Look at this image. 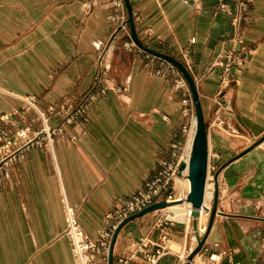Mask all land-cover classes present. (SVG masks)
<instances>
[{
  "label": "crops",
  "instance_id": "obj_1",
  "mask_svg": "<svg viewBox=\"0 0 264 264\" xmlns=\"http://www.w3.org/2000/svg\"><path fill=\"white\" fill-rule=\"evenodd\" d=\"M187 1L130 0L143 45L168 50L194 77L208 125L223 97L220 69L206 72L233 48L235 32L231 17L217 12L216 0H202L198 9ZM249 1L243 35L251 55L233 69L224 127L208 134L215 157L205 202L211 213L216 204L214 219L210 223L207 212L206 228L200 223L197 233L186 212L164 211L177 216L169 229L174 250L158 264H179L177 250L185 264L201 241L192 264L207 262L213 253L220 255L219 264H264V0ZM124 18L129 15L123 0H0V116L23 108L29 97L46 114L87 95L92 104L90 121L72 126L70 137L57 140L51 152L26 147L6 168L0 264H74L64 236L63 198L98 242L107 214L172 158L188 103L181 99L188 93L175 88L173 75H157L168 72L164 60L126 48L133 40L129 26L118 32ZM99 58L106 71L97 86ZM60 121L57 113L49 116L50 126ZM23 124L32 133L41 129L34 110ZM143 237L159 240L152 214L121 230L114 260ZM138 263L146 264L142 258Z\"/></svg>",
  "mask_w": 264,
  "mask_h": 264
},
{
  "label": "built area",
  "instance_id": "obj_2",
  "mask_svg": "<svg viewBox=\"0 0 264 264\" xmlns=\"http://www.w3.org/2000/svg\"><path fill=\"white\" fill-rule=\"evenodd\" d=\"M202 0H188L187 3L193 5L196 9L200 8ZM217 12H221L231 17V25L234 28V36L230 40L233 48L227 51L222 57L215 58L208 68L207 73L213 69H220V83L221 91L219 97L222 100H216L217 109L214 113V118L208 125L207 135L211 129H222L224 127V119L221 114L224 109L232 106V99L224 97L225 91L229 89L232 81V72L234 68L243 67L248 61L251 50L245 46V37L243 30L250 22L249 0H216ZM234 5V8L232 7ZM126 26L123 25L122 29ZM126 48L138 49L133 43H126ZM168 54V50L163 52ZM99 75L96 78L97 86L101 83L102 76L105 74L106 67L102 59L97 60ZM168 72L162 70L157 72L158 76L165 77L166 75H173L177 77L175 88L183 90L186 86L185 80L176 71L173 65L167 63ZM182 82V84H181ZM102 93L106 94L105 90ZM90 95L81 98L75 103L63 105L58 111H51L50 113H38L41 121V129L32 133L30 128L23 124V120L27 112L37 110V102L34 98H25V106L12 113L0 116V189L3 187L4 178L6 175V168L17 160L18 154L26 147L37 146L43 150H49V147L54 145L59 139L70 137V128L72 126H82L87 124L91 118L92 104ZM57 113L61 117V121L56 126L49 125V116ZM187 126L182 128L184 134H188ZM237 133V131L235 132ZM234 133V134H235ZM196 135V134H195ZM194 135V139H195ZM72 139V138H71ZM193 139V143H194ZM174 153L170 160L163 161L160 165V170L150 179L145 186L133 196L124 199L115 209L106 216V227L101 231L100 240L94 242L83 230L77 211L72 207L66 198H63V209L65 214V231L64 236L67 238L71 255L74 264H108L110 248L114 233L118 226L127 218L143 211L153 204L161 201H171L172 195H166L167 190L172 183H175L174 176L182 171L180 170L184 160L182 155L178 157V144H173ZM212 156L208 147V165L210 164ZM191 156L189 158L190 162ZM176 223V221L169 215L162 214L155 222V229L159 232V240L152 241L149 237H143L129 254L117 256L113 264H141L138 260L142 258L146 264H158V262L166 255H171L172 239L170 237L169 229ZM218 258V259H217ZM205 264H219L220 255L213 253L209 256Z\"/></svg>",
  "mask_w": 264,
  "mask_h": 264
},
{
  "label": "water",
  "instance_id": "obj_3",
  "mask_svg": "<svg viewBox=\"0 0 264 264\" xmlns=\"http://www.w3.org/2000/svg\"><path fill=\"white\" fill-rule=\"evenodd\" d=\"M125 6L128 10V24L130 27L131 38L133 42L143 51L160 58L172 65H174L177 69H179L184 78L186 79L187 83L189 84L190 90L193 95V102L196 110V121H197V130L196 135L193 143V149L191 154V159L188 166V177L191 182V191L187 196V201L190 202L193 206L194 212L192 214V225L193 230L195 232L198 231V218L200 216V210L203 208L204 205V198H205V191H206V183H207V174H208V136H207V126L205 121V114L200 98V94L197 88V83L188 70V68L180 62L178 59L161 53L154 50H151L143 45L141 42L135 26V21L132 12V6L130 0H124ZM121 28L118 30V32ZM186 164L183 163L181 166V171L185 170ZM217 196V194H216ZM170 204L162 201L156 204L151 205L150 207L144 209L143 211L127 218L123 221L118 228L116 229L112 243L110 248V255H109V262L108 264L114 263V248L117 241V237L121 230L131 221L136 220L138 218L144 217L145 215L151 214L157 210L165 209ZM216 212V204L213 207L211 216H210V223L214 219V215ZM204 245V241H201L198 245V248L192 253L190 260H193L197 254H200L202 247ZM189 264V263H187Z\"/></svg>",
  "mask_w": 264,
  "mask_h": 264
},
{
  "label": "bare ground",
  "instance_id": "obj_4",
  "mask_svg": "<svg viewBox=\"0 0 264 264\" xmlns=\"http://www.w3.org/2000/svg\"><path fill=\"white\" fill-rule=\"evenodd\" d=\"M181 84H182V82H181ZM34 111L36 113H43L41 111L39 112L38 108H37V110H34ZM196 130H197V121H196V117H193L191 130H190V132L188 134L187 142L185 144L184 151H183V156H182V160L185 161L186 168H185V170L182 171V174L180 176L175 178V185H174V189L175 190H176L177 187L181 186L182 194L185 195L186 201H184L185 200L184 198H180V200L174 199V200L170 201L171 204L167 208L162 209V211H167V210H172V209L177 211V210H183L184 209L187 212L188 218L191 219V222H192V214L194 212V209H193L192 204L187 201V196H188V194L191 191V182H190V180L188 178V172H189L188 171V166H189V158H190V156L192 154L193 139H194V135L196 134ZM53 148H54L53 145L50 146L49 147V152H51ZM208 167H209V165H208ZM208 177H209V170H208V174H207V182H208ZM177 180H178V184L179 185L177 184ZM215 189H216V178L214 177V189H213V192L215 191ZM206 194H207V183H206L204 205H203V208L200 210V216L198 218V231H197V233H201V228H202V230L204 228H206L205 227V222H206V218H207L206 215H207V212H210L209 208L206 206L207 203L205 202ZM166 215H169L171 218H173L177 222V216H175V215L173 216L171 213H167ZM209 221H210V217H209ZM200 223H201V228H200ZM171 247H172V244H171ZM195 258L193 260H191V261H189L187 259L186 263L192 264L194 262ZM199 264H205V262L202 260Z\"/></svg>",
  "mask_w": 264,
  "mask_h": 264
},
{
  "label": "rangeland",
  "instance_id": "obj_5",
  "mask_svg": "<svg viewBox=\"0 0 264 264\" xmlns=\"http://www.w3.org/2000/svg\"><path fill=\"white\" fill-rule=\"evenodd\" d=\"M124 1V0H123ZM129 19V18H128ZM121 22H123L122 23V26L123 25H125L126 27H128L129 26V24H128V20L127 19H122L121 20ZM122 26H121V29H122ZM130 28V27H129ZM135 44V43H134ZM136 45V44H135ZM137 46V45H136ZM138 47V46H137ZM139 48V47H138ZM140 49V48H139ZM168 55V54H167ZM153 56V55H152ZM157 58V57H156ZM160 59V58H159ZM162 60V59H161ZM166 62V61H165ZM167 63L168 62H166V66H167ZM170 64V63H169ZM172 65V64H171ZM173 67L176 69V71L180 74V76L185 80V82H186V86L187 87H185L183 90H184V92H187L188 94H187V98L186 97H183V99H181V101L182 102H184L185 100H188V103H186L185 105H184V107H182V111H181V116H182V127H181V129H180V133L178 134V139H177V142H178V157H180V155H182L183 154V151H184V147H185V144H186V142H187V134H184L183 133V131H182V128L183 127H185V126H187V128H188V130L190 129V127H191V125H192V120H193V117H196V110H195V106H194V102H193V95H192V92H191V90H190V87H189V84L187 83V81H186V79L184 78V75L182 74V72L179 70V69H177L174 65H173ZM174 79H175V81H177L178 79L176 78V76H172ZM175 81H174V84H175ZM178 91H180V90H178ZM206 121V120H205ZM209 125V124H208ZM208 125H207V123H206V126H207V129H208ZM180 170H181V168H180ZM178 176H180V173H178L177 175H175L174 176V179L175 178H177ZM189 178V177H188ZM177 184H178V180H177ZM174 185H175V183H172V185L170 186V188L167 190V192H166V195L165 196H163L165 199H166V197L167 196H169V195H172V200H174V199H177V200H180V198H184L185 200L184 201H186V198H185V195H183L182 194V189H181V186H179V187H177L176 188V190L174 189ZM179 185V184H178ZM171 200V201H172ZM165 202H167V203H169V204H171L170 203V201H166V200H164ZM162 202V201H161ZM179 203V202H178ZM184 212H186V210H177V213L178 214H182V215H185V213ZM152 215H154V219H155V222H156V220L162 215V214H164V211H162V209L161 210H157V211H155V212H153V213H151ZM186 214H187V212H186ZM187 216L188 215H186V218H187ZM193 226V225H192ZM173 245V244H172ZM172 249L174 250V246H172ZM173 252V251H172ZM175 253V252H174ZM193 253V252H192ZM192 253L191 254H186V257H187V259L188 260H190V257H191V255H192ZM175 254H178V263L179 264H184L183 263V261H182V258L180 257V254H179V250H177V253H175ZM198 255V254H197ZM196 255V256H197ZM195 256V257H196ZM105 264V263H104ZM185 264H187V263H185Z\"/></svg>",
  "mask_w": 264,
  "mask_h": 264
}]
</instances>
